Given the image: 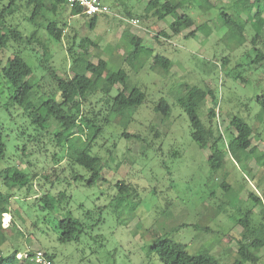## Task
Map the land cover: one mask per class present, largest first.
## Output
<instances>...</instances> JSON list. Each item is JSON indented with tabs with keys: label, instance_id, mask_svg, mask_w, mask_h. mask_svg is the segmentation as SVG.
<instances>
[{
	"label": "rangeland",
	"instance_id": "rangeland-1",
	"mask_svg": "<svg viewBox=\"0 0 264 264\" xmlns=\"http://www.w3.org/2000/svg\"><path fill=\"white\" fill-rule=\"evenodd\" d=\"M149 1L106 0L111 13L98 16L92 28L90 18L71 16L70 8L62 5L54 11L49 0L35 18L37 2L0 0L6 26L32 38L31 45L12 42L7 49H0V72L20 54L34 71L30 81L41 85L34 103L55 89L41 68L42 60L55 67L61 78L72 76L71 45L75 56L86 51L95 64L103 59L110 71L124 70L127 85L147 96L143 105L114 115L106 96L88 95L80 110L95 120L94 125L81 135L78 126L66 130L55 125L48 133L37 135L32 123L38 114L34 112L29 118L14 106L9 86L0 76V128L5 131L8 147L0 160V192L13 195L11 212L5 219L3 216L4 228L10 227L5 254L18 243L22 254L42 250L54 256L55 264H162L149 248L157 236L167 234L171 241L185 245L190 254L206 248L222 264H232L238 258V242L245 235L237 221L248 210L254 213V224L264 221V203L257 205L249 199L250 193L264 199V112L256 101L264 94V68L250 67L255 56L251 23L244 27L239 40L228 34L221 16V12L239 15L240 11L246 20L248 14H256V1L237 5L239 0H211L214 8L208 12L189 6L186 12L195 26L175 37L170 30L173 17L164 21L137 17L144 15ZM128 11L133 17L127 16ZM131 18L140 21L143 46L154 52L143 64L131 53L133 47L127 37ZM50 23L65 26L61 41L49 35ZM202 24L209 29L189 36ZM162 32L171 38L165 40ZM259 40L264 41V31ZM257 46L262 47L259 42ZM165 57L172 62L169 71L159 66ZM187 87L210 90L216 96L217 128L225 137L227 132L235 133L230 125L233 117H241L253 127L250 150L254 152L243 163L227 155L222 170L211 173L210 151L193 141L190 119L179 102ZM117 94L115 88L110 96ZM162 102L171 108L166 119L155 111ZM212 106L209 97L198 110L205 125ZM57 129L68 139L80 135L83 141L91 140L102 169L101 179L93 187L71 178L72 149L69 143L59 144L53 138ZM124 132L138 138H123ZM12 167L33 181L30 192L4 186L1 174ZM75 169L88 175L81 168ZM46 175L60 181L47 184L43 180ZM119 182L129 185L124 200L118 196ZM61 192L68 199L53 212L40 208L43 204L37 203V196ZM67 216L83 224L84 230L78 242L62 244L57 225ZM244 243L249 246L250 241ZM258 256V264H264V248Z\"/></svg>",
	"mask_w": 264,
	"mask_h": 264
},
{
	"label": "trees",
	"instance_id": "trees-1",
	"mask_svg": "<svg viewBox=\"0 0 264 264\" xmlns=\"http://www.w3.org/2000/svg\"><path fill=\"white\" fill-rule=\"evenodd\" d=\"M34 1L37 2V7L34 12L35 18L38 10L45 7L44 1L46 0H30V2ZM49 1L52 3L54 11L62 5L66 8H70L71 16L80 15L88 17L84 14V10L81 7H71L67 0ZM245 1L248 0H239L237 5ZM255 1L257 4V12L254 16L248 14L246 20L242 18L240 11L239 15L238 12L236 15L221 12V16L223 26L228 28V34H231L234 38L238 37V39L243 35L242 32L245 30L246 26L251 23L250 25L255 30V37L253 39L254 48L252 49V52H255V56L250 63V67L261 69L264 68V41H260L259 39L264 31V0ZM14 2L15 0H11L12 4ZM189 6H197L204 12H208L214 8L211 0H151L144 8V15H137V17L142 20L153 17L159 21H164L168 17H173L174 21L170 23L172 36H180L184 30L191 29L195 26L194 19L186 12ZM237 9H239L238 6ZM126 14L128 17H133L132 12L128 11ZM88 18H90V26L92 28L95 27L98 16ZM3 19L4 12L0 14L1 50L7 49L8 45L12 42L21 46L26 43L28 45L32 44V38L24 37L17 29L9 28L6 26ZM64 27L65 26L58 28L56 23H50L47 30L51 37L61 41L64 36ZM205 28L209 29L206 24L199 25L189 36L194 37L196 32L205 30ZM161 34H163L165 40L171 38L164 32ZM127 37L130 38V44L133 47L131 53L139 59V62H142L141 64L153 56V49L144 47V41L142 39L132 35L129 31L127 32ZM159 37L161 38L160 35L156 37L158 41ZM258 42L262 45L261 48L257 46ZM69 52L73 56V62L70 67L72 76L68 78H61L57 74L55 67L44 60H40L41 68L46 73V77L54 84L55 89L51 94L43 93L38 104L34 103V95L41 89V85H36L30 81L34 71L20 54H16L0 72L2 80L9 86L10 98L14 106L19 107L23 111V114L29 118L32 117L34 112L38 114L37 118L34 119L32 123L37 135L48 133L52 125L57 126L59 129L66 130L78 126L80 131L79 134L81 135L85 128L94 125L95 120L90 119L86 113L80 110L81 104L84 102L83 100H86L88 95L100 93L106 96L108 99L107 101L110 102V112L114 115H120L123 110L137 108L145 103L147 99L146 94L138 88H130L127 85L128 75L124 70H118L116 72L110 71L108 62L103 59H100L99 62L95 64L90 60L89 53L86 51L79 56H75L73 45L69 47ZM171 64V60L165 57L162 59L161 63H159V66L169 71ZM115 88L118 89V94L115 97H111L110 95ZM209 97L212 99L213 106L207 113L209 123L205 125L198 116V110ZM256 101L264 112V94L258 96ZM179 102L190 119L193 141L202 149H209L210 151L209 164L211 173L216 175L222 170L226 163L227 155L232 157L237 163H243L244 160L250 157L254 152L253 149L250 150L252 146L251 138L254 133L253 127L246 123L243 118L233 117L231 119L230 125L235 130V133L227 132V136L225 137L219 132L216 123L218 102L216 96H214L210 90H202L198 87H187L186 95ZM155 111L161 113L165 119L171 114V108L164 102L156 106ZM97 116L99 115L95 117ZM99 131L98 129V132ZM4 132L5 131L0 128V160L4 159L8 150ZM80 135L68 139L57 129L53 138L57 140L59 144H70L72 151L69 153V157L74 166L72 167L71 178L76 183L93 187L102 176V169L100 167L101 159L92 152L91 140L83 141ZM122 137L129 140L138 138L127 132H124ZM29 141H32V139ZM24 151L26 152L27 149L24 148ZM75 167L83 169L88 175L85 176L80 174ZM1 177L7 189L17 188L19 191L27 189L28 192L32 190L33 181L30 180L27 174L23 172L19 173L14 170V167L8 169L5 174H1ZM43 180L47 184H51V181H60L59 177L52 178V176L50 177L49 175L43 176ZM117 186L119 188L118 196L120 199L124 200L126 195H128L129 185L119 182ZM12 198V194L0 192V264H34L30 258L24 259L23 261L18 260L17 255L21 254L17 247L18 243L12 244L11 248L8 249V254L3 252V248L10 237L8 232L10 227L8 229L3 227V216L11 212ZM36 199H38V204H43V206L40 207L43 211L49 210L53 212L55 207L66 201L68 197L64 192L56 196L41 193L40 197L37 196ZM249 199H253L257 205L264 203V199L254 196L252 193H250ZM253 216V211L248 210L244 216L237 221L238 225L244 229L245 235L242 241L238 242V258H236L232 264H258L260 262L258 252L264 248V221L259 224H254ZM57 227L60 229L58 240L62 244L78 242L84 230L83 224H79L76 219L70 216L59 221ZM246 240L250 241L249 246L244 243ZM43 252L54 261V256L49 255L45 251ZM28 253L30 256L33 255L32 251H28ZM149 253L157 256L162 264H222L206 248H203L198 253L190 254L185 245L171 241L167 234L159 235L155 238L149 248Z\"/></svg>",
	"mask_w": 264,
	"mask_h": 264
},
{
	"label": "built area",
	"instance_id": "built-area-1",
	"mask_svg": "<svg viewBox=\"0 0 264 264\" xmlns=\"http://www.w3.org/2000/svg\"><path fill=\"white\" fill-rule=\"evenodd\" d=\"M71 7L79 6L84 10V14L88 17H94L99 15H108L111 13L110 7L106 4L105 0H67ZM135 21L134 24H137ZM7 214H4V219ZM3 219V220H4ZM5 222V220H4ZM5 227V225L3 226ZM30 256L28 251L24 254L17 255L18 260L23 261L24 259L30 258L34 264H55L42 250H35Z\"/></svg>",
	"mask_w": 264,
	"mask_h": 264
},
{
	"label": "crops",
	"instance_id": "crops-1",
	"mask_svg": "<svg viewBox=\"0 0 264 264\" xmlns=\"http://www.w3.org/2000/svg\"><path fill=\"white\" fill-rule=\"evenodd\" d=\"M135 21H138L137 19H133L131 18L130 20H128L129 25H132L131 29L129 30V32L134 35V36H138V38L142 39L144 41V38L142 37L141 34H143L140 30L141 27L139 25V21L137 24H134Z\"/></svg>",
	"mask_w": 264,
	"mask_h": 264
},
{
	"label": "bare ground",
	"instance_id": "bare-ground-1",
	"mask_svg": "<svg viewBox=\"0 0 264 264\" xmlns=\"http://www.w3.org/2000/svg\"><path fill=\"white\" fill-rule=\"evenodd\" d=\"M5 223V222H4Z\"/></svg>",
	"mask_w": 264,
	"mask_h": 264
}]
</instances>
